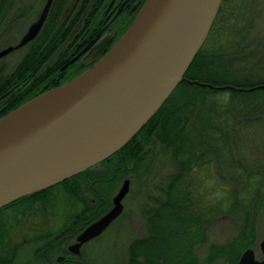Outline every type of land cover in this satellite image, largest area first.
Segmentation results:
<instances>
[{"label": "trees", "instance_id": "1", "mask_svg": "<svg viewBox=\"0 0 264 264\" xmlns=\"http://www.w3.org/2000/svg\"><path fill=\"white\" fill-rule=\"evenodd\" d=\"M8 1L0 0V18L6 14ZM235 3L222 0L203 46L185 72L198 83L180 82L148 122L118 152L99 163L110 170L98 181L97 192L107 181L116 180L131 161L142 165L149 146L156 143L170 154L174 166L143 210L148 232L130 243V264H199L198 249L207 244L211 231L221 222L237 225L241 222L239 210L247 219L250 197L256 201L257 185L264 181V136L256 145L248 137L253 124L264 125V74L257 71L258 61L250 63L255 58L251 51L237 58L223 45L214 46L223 31L235 27ZM97 5L92 6L86 21ZM59 10L61 3L55 1L39 34L12 69L0 65V117L61 83L63 55L48 63L71 29V24H60ZM212 40L217 41L209 46ZM242 135L246 137L243 143L239 140ZM86 175L88 184L98 177L89 168L11 202L0 213L44 199L50 190L68 188L76 193L80 190L77 178ZM85 214L81 213L84 220ZM245 223L231 240L208 244L209 261L223 256L229 262L237 260L248 245ZM8 228L0 226V235ZM0 260L6 263L9 259Z\"/></svg>", "mask_w": 264, "mask_h": 264}, {"label": "water", "instance_id": "2", "mask_svg": "<svg viewBox=\"0 0 264 264\" xmlns=\"http://www.w3.org/2000/svg\"><path fill=\"white\" fill-rule=\"evenodd\" d=\"M53 0L0 58L32 41ZM222 0H145L131 24L93 65L0 117V209L100 163L118 152L158 111L204 44ZM106 41L95 44V54ZM73 59V58H72ZM72 59L70 61H72ZM198 83V82H197ZM123 180L111 208L70 246L101 234L123 210ZM264 254V238L260 242ZM233 264H264L252 248Z\"/></svg>", "mask_w": 264, "mask_h": 264}, {"label": "rangeland", "instance_id": "3", "mask_svg": "<svg viewBox=\"0 0 264 264\" xmlns=\"http://www.w3.org/2000/svg\"><path fill=\"white\" fill-rule=\"evenodd\" d=\"M55 1L61 3L60 24L65 27H69L68 25L71 24V29L59 45L60 47L53 52L48 63L59 59L61 55H63L62 59L65 60L67 55L65 56L64 49L69 50L73 44L77 43L81 33L96 26L101 13L104 11L101 3L97 5L98 0H53L50 10ZM44 3L45 0L8 1L5 8L6 14L0 18V50L16 44L21 39L28 26L39 15ZM94 4L98 6V9L91 19L86 21ZM235 4L238 11L237 19L235 20L233 17L235 27L233 30L223 31L218 39V44L215 43L214 46L223 45L228 53L235 52L237 58L242 54H250L251 51L255 58L250 63L258 61L257 71H262L261 73L264 74V0H236ZM136 11L134 16H128L124 20L129 19L131 23L139 10ZM119 17L120 20L123 19L121 14ZM115 22H118V19ZM128 26L126 24L125 27L121 28L117 37L121 36ZM73 39L76 43H70ZM216 41H210L209 46ZM244 43L245 45H243ZM246 45L248 46L245 47ZM28 48L27 45L12 51L0 59V65H4L6 70L12 69ZM251 48L252 50H250ZM250 132L252 134L249 135L248 140L255 142L256 145L264 136V125L260 122L253 124ZM239 140L243 143L246 141V137L242 135ZM146 154L142 165H135L131 161L116 180L107 181L106 187L101 186L100 192H97L98 189L95 188L100 186L98 181L104 179L108 169L105 165L98 163L92 167V173L94 172L98 177L89 179V181L91 180L89 184L86 180L87 175L77 178L80 182V190L76 193L68 192V188L61 191H57L58 189L56 191L50 190L46 198L39 199L35 203L4 209L0 213V226L5 229L9 225V228L0 235V259L9 260L6 263L0 260V264H50V261H57L59 256L69 253L68 250L63 251V248L65 249L66 244H73L75 236L86 225L111 208L113 196L122 185L124 178L130 179V185L129 191L122 201L123 211L120 216L98 237L83 244L79 255H73L71 252L70 255L72 254L74 259L80 260L83 264H130V243L136 238L145 237L148 232V222L143 210L148 203L151 204L150 199L157 194V185L174 170L170 154L160 144L156 143L149 146ZM263 182L261 181L257 185L259 192H257L256 201L255 198L250 197L246 208L248 210L247 219L244 217L245 212L239 210L236 213L241 214L239 217L241 220H238L241 222H236V227L232 225L235 224L232 221L230 223L221 222L211 231L207 244L198 249L201 261L199 264L236 263L246 248H252L257 259H264V254L259 246L264 238ZM83 211L86 212L85 217L87 219L85 220L81 217ZM244 220H246V228L243 232L246 234V239L248 238V245L243 248L237 260L229 262L223 256L209 261L208 244L231 240L237 235L238 232L236 233V231L238 228L240 229ZM60 237L63 238V244L66 243L65 246L48 247Z\"/></svg>", "mask_w": 264, "mask_h": 264}, {"label": "flooded vegetation", "instance_id": "4", "mask_svg": "<svg viewBox=\"0 0 264 264\" xmlns=\"http://www.w3.org/2000/svg\"><path fill=\"white\" fill-rule=\"evenodd\" d=\"M144 1L145 0H105V1L103 0V2L101 3L102 4L101 7L103 6L104 11L101 13V17L97 21L98 25L96 24V26L92 28L90 27L87 29L86 32L81 33L78 37L79 40L76 41L77 43L74 42V39L71 40L70 43H76V44H73L69 50L67 48L64 49L63 52L65 56L66 55L67 56H66V59L63 60L62 64L59 66L60 79L64 80V82L69 81L75 76L82 73L87 68H89L91 65H93L97 60H99L111 48V46L115 43V41L120 37V36L117 37L119 30L125 27L126 24L129 25L130 23L129 19L128 20H124V19L125 18L127 19L128 16H132L133 14H135L134 12L140 9ZM120 14L123 17L122 20H120V17H119ZM39 15L37 16L35 21L38 19ZM117 19H118V22H115ZM99 41H106L107 42L106 47L104 51H100L97 54H95V51H94L95 44ZM17 49H14V50H17ZM9 53H7L6 55H8ZM3 57H1L0 59H2ZM71 59L72 61H70ZM65 244H63V238L60 237L56 242H54L53 244H50L48 247L49 248L58 247L59 245L65 246ZM70 245L72 244H66L65 246L66 250L63 248V251L65 252L67 250L69 251ZM56 260L57 261H54V262L50 261V264H79L81 263L80 260L74 259L72 254L70 255V251L69 253H64V256H59Z\"/></svg>", "mask_w": 264, "mask_h": 264}]
</instances>
